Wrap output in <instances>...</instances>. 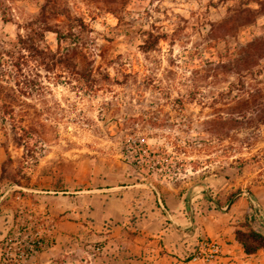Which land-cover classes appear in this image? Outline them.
<instances>
[{
    "label": "rangeland",
    "instance_id": "rangeland-1",
    "mask_svg": "<svg viewBox=\"0 0 264 264\" xmlns=\"http://www.w3.org/2000/svg\"><path fill=\"white\" fill-rule=\"evenodd\" d=\"M247 1L8 0L11 20L0 11V215L12 209L17 226L0 235V263L31 264L58 243L52 224L66 215L79 224L66 240L73 255H97V224L136 183L225 204L264 181L261 113L242 114L240 102L264 100V57L244 85L210 66L264 34V4L249 1L258 8L249 23L240 25L244 14L230 20ZM36 19L63 32L61 40L46 32L41 44L70 66L20 51ZM148 31L161 38L147 50ZM38 235L44 246L21 261Z\"/></svg>",
    "mask_w": 264,
    "mask_h": 264
},
{
    "label": "crops",
    "instance_id": "crops-1",
    "mask_svg": "<svg viewBox=\"0 0 264 264\" xmlns=\"http://www.w3.org/2000/svg\"><path fill=\"white\" fill-rule=\"evenodd\" d=\"M140 185L122 191L116 198L119 211L106 215L101 220L104 225L97 224L103 240L97 255L89 248L82 249L88 256L73 255L76 246L66 240L79 230V224L66 215L52 224L58 243L39 250L31 264H198L192 256L206 237L221 245L218 264H264V249L245 254L235 235L237 225L250 213L251 199L260 206L262 224L258 228L264 232V181L220 205L202 200L200 194L162 196ZM16 220L12 209L0 215V235L15 230Z\"/></svg>",
    "mask_w": 264,
    "mask_h": 264
},
{
    "label": "trees",
    "instance_id": "trees-1",
    "mask_svg": "<svg viewBox=\"0 0 264 264\" xmlns=\"http://www.w3.org/2000/svg\"><path fill=\"white\" fill-rule=\"evenodd\" d=\"M249 1L246 2V6L237 7L233 14L231 15V21H238V19L243 16V14L247 17L244 22H241L240 25L251 22L255 18L256 12H258V8H252L248 5ZM258 3L259 6H263L264 0H254ZM8 0H0V11L2 13V19L5 22L11 20V18L7 15L8 11ZM64 15L70 20L71 16L63 12ZM233 18V19H232ZM81 27L84 26V23L81 21ZM29 29L28 33L25 36H20L21 40V49L20 51L26 52L27 57L40 59L42 63H45L46 59L51 58L52 63L54 65L62 64L65 66H70L71 59L68 56H62L53 52L52 50H48L47 48L42 46V41L45 38L46 32L52 31L58 35V39L61 40L63 38V32L56 28L54 25L49 24L47 22L39 21L38 19L31 21L28 24ZM71 31H73L70 26ZM70 31V30H69ZM71 35H74V32H70ZM148 38L144 45L145 49H151L160 41L161 36L153 34V32L148 31ZM60 49V48H59ZM20 52V53H21ZM2 57V52L0 50V58ZM264 57V34L255 37L253 40L248 41L246 43H240L238 47L237 55L226 61V62H218L214 64L210 63V66L215 71L216 74L222 73H231L237 77L238 83L244 85V78L246 74H254L255 68L258 66L261 58ZM1 64V61H0ZM231 85H234L232 83ZM262 89H259V92H262ZM263 95V94H262ZM261 95V96H262ZM251 98H242L240 100L241 104L245 105L244 111L242 114L247 113L250 109L258 110L260 114V121L264 123V100L259 99L261 96L257 97L255 94L251 95ZM248 109V110H247ZM214 201V200H213ZM218 205L221 202L218 200L214 201ZM236 240L241 244L245 254H254L260 249H264V232H262L257 225V219L255 216L250 215L248 213L245 218L237 225L235 230Z\"/></svg>",
    "mask_w": 264,
    "mask_h": 264
},
{
    "label": "built area",
    "instance_id": "built-area-1",
    "mask_svg": "<svg viewBox=\"0 0 264 264\" xmlns=\"http://www.w3.org/2000/svg\"><path fill=\"white\" fill-rule=\"evenodd\" d=\"M250 215L255 216L257 219V225L262 224V218L260 214V206L259 204L251 199V208ZM28 249L27 251H21L19 254L20 260L26 262L29 255L32 252H36L37 249L44 246V241L41 236H37V238H32L27 243ZM222 249L219 242L210 237L203 238L200 245L194 251L192 259L197 261L198 264H218L219 257L221 255Z\"/></svg>",
    "mask_w": 264,
    "mask_h": 264
}]
</instances>
